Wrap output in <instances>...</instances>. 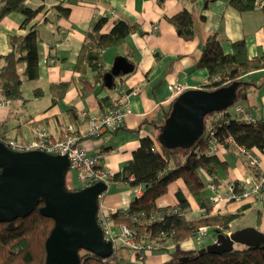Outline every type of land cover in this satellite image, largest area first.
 Segmentation results:
<instances>
[{"label": "crops", "instance_id": "0c3cea01", "mask_svg": "<svg viewBox=\"0 0 264 264\" xmlns=\"http://www.w3.org/2000/svg\"><path fill=\"white\" fill-rule=\"evenodd\" d=\"M39 3V0H29L31 7ZM52 3L53 0L44 2V20L42 12L33 19L39 29L37 77L33 80L24 77L22 99H15L8 108L0 109V131L8 139L24 141L33 136L38 126L58 135L62 126L70 123L82 135V142L88 151L101 152L102 166L111 174L118 172L121 164L131 157L141 136L150 135L155 140V149H159L157 134L166 119L163 118L166 109L171 107V102L164 101L168 83L185 82L190 88L198 89L207 83V70L197 66L196 62L210 34L217 35L225 52L231 51L234 40L243 41L248 57L264 51V9L257 5L254 9L239 11L229 0H81L64 3L69 11L67 16H62L54 11ZM184 8L191 11L193 23V36L187 40L178 35L175 26L168 21ZM103 15L106 21L102 32L108 31L116 18L129 19L140 25L141 31L129 32L124 40L116 46L106 47L101 55L102 62L108 68L117 58H123L131 63L133 69L126 76L122 75L125 73L114 76V87L101 88L97 83L92 91L81 93L82 80L91 81L93 76L92 71L86 68L84 55L79 54L82 38L92 21ZM22 16L20 12L9 11L0 17V54L10 51L7 40L10 33L21 34L25 31L19 26ZM153 25H157V28L154 29ZM49 57L54 61L48 62ZM76 61L82 67L76 68ZM240 79L243 81V95L237 98L235 105H241L258 120L264 119V67L248 71ZM59 81H69V85L60 100L52 102L47 86L50 82ZM131 89H137V92L127 95ZM119 92L128 109L122 125L97 136H84L87 121L73 117L72 112L78 114L85 110L90 114L99 113L118 97ZM99 98L104 99L103 103L99 102ZM250 150L260 163L258 170L242 160L241 154L230 143L211 173L200 171L208 198L212 194L206 187L209 178L217 190L223 192L229 180H244L264 169V148L261 150L251 146ZM110 185V192L105 190L99 196V203L106 209L112 206L121 209L136 194L127 181L113 179L107 187ZM167 188L155 200L157 208L175 205V192L180 190L189 200L186 217L203 215L204 210L191 197L182 177L169 182ZM218 212L240 213L230 220L228 228L222 232L252 226L264 236V198L252 195L239 202L218 201L213 203L211 213ZM213 233H207L210 235L207 242L215 239L216 234ZM202 245L205 244H196L192 237L180 243L183 249ZM243 245L234 243L235 247ZM147 256L152 264H160L167 260L168 253L151 252Z\"/></svg>", "mask_w": 264, "mask_h": 264}, {"label": "trees", "instance_id": "16d2710c", "mask_svg": "<svg viewBox=\"0 0 264 264\" xmlns=\"http://www.w3.org/2000/svg\"><path fill=\"white\" fill-rule=\"evenodd\" d=\"M39 1L38 5L31 7L26 0H0V17L9 11L20 12L23 16L19 26L25 28L21 34L10 33L8 35L10 51L0 54V90L2 96L10 101L22 99L21 84L24 77L30 80L37 77L39 29L38 23L33 19L41 12L43 20L45 19L44 2L46 0ZM76 1L79 0H53L51 5L57 14L67 16L69 8L65 4ZM229 3L239 11L254 9L256 6V0H229ZM191 14L189 9L184 8L168 18V21L175 26L178 35H181L185 40L193 36ZM105 21L106 16L104 15L96 17L82 38L79 54L84 55L86 68L92 71L93 76L91 81L82 80L81 93L92 91L97 83L101 88L107 87L103 85V76L110 68L102 62V52L106 47L119 44L129 32L141 31L140 25L136 22L116 18L112 27L108 31L102 32ZM231 44V51L225 52L217 35L210 34L203 44L204 47L196 65L207 70L208 82L203 85V89L212 90L235 80L238 81L233 104L225 109L205 114L203 131L188 148L165 147L159 143V149H155V140L150 135L141 136L138 140L139 144L131 152V157L121 164L118 172L112 174V179L115 181L124 180L132 187H140L141 193L135 194L129 201L128 214L140 211L147 213L151 209H157L155 200L167 191L169 182L181 177L191 197L195 199L198 207L204 210L203 215L199 217H186L189 200L182 191L176 190L177 202L175 205L178 210L171 214L162 213L161 218L147 222V224H142L139 221L130 222L128 216H123L118 212L112 213L116 221L133 225L139 236L149 232L151 237H157L160 231L165 234L160 238L161 245L158 249L159 251L165 250L168 253V258L160 264H264V236H262L261 244L234 246L231 251L219 254L212 252L198 254L197 247L193 249L180 247V243L184 239L194 235L193 233L199 225L208 224L213 230L223 231L228 228L230 220L240 215L239 212L211 213L213 203L208 198L200 171L205 170L211 173L218 157L204 152L207 145L204 126L207 121L215 118L219 122L216 130L218 137L229 133L237 144L248 148L255 146L261 150L264 148V119L258 120L256 124L246 123L236 119L232 112V106L236 104L237 98L243 95V81L240 76L248 71L264 67V51L248 57L242 40H234ZM76 63V68L82 67L79 61ZM129 73L120 74L126 76ZM114 80L115 77L112 78L110 87L115 86ZM68 85L69 81L50 82L47 88L50 91L51 101H59ZM102 101L104 99L99 98V102ZM170 108L166 109L163 118L169 113ZM71 115L78 118V114L74 111ZM213 116L214 118H212ZM71 132H76L74 127ZM7 139L8 136L0 131V141ZM41 204L42 201L38 202L36 207L25 216L0 221V264H43L46 254L44 240L53 226V219L39 213L38 208ZM168 241L171 245H166ZM78 254L80 264H124L116 249H113V253L107 257H100L95 252L82 248L78 249Z\"/></svg>", "mask_w": 264, "mask_h": 264}, {"label": "water", "instance_id": "95a60500", "mask_svg": "<svg viewBox=\"0 0 264 264\" xmlns=\"http://www.w3.org/2000/svg\"><path fill=\"white\" fill-rule=\"evenodd\" d=\"M131 69V63L117 58L103 76V85L110 87L114 76L129 73ZM237 87L235 80L212 90L189 88L179 93L159 127L157 141L165 147H190L203 131L204 115L232 105ZM68 164L65 153L13 150L0 141V221L25 216L42 201L39 213L53 219L44 240L43 264H80L79 248L100 257L113 253L111 242L103 237L97 223L98 199L105 192L106 183L98 180L87 186L69 188L64 181ZM214 234L213 241L197 248L198 254L231 251L234 243L258 245L263 236L252 226L229 233L216 229Z\"/></svg>", "mask_w": 264, "mask_h": 264}, {"label": "built area", "instance_id": "2783aa9c", "mask_svg": "<svg viewBox=\"0 0 264 264\" xmlns=\"http://www.w3.org/2000/svg\"><path fill=\"white\" fill-rule=\"evenodd\" d=\"M81 1V0H79ZM78 1V2H79ZM29 3V0H26ZM255 5L263 9L264 0H256ZM156 29L157 25H153ZM48 62H53V58L49 57ZM208 82V80H207ZM1 85V78H0ZM168 92L164 101L172 102L179 93L189 89L185 82H170L167 85ZM201 88V87H200ZM199 88V89H200ZM137 89H131L127 93H136ZM118 97L107 104L105 108L96 114H90L87 111H80L78 113L79 120L87 121V127L84 132V136H97L104 131L115 130L119 128L123 123V116L128 111L126 108V103L124 102V97L122 93L119 92ZM11 101L2 96L0 90V109L8 108ZM232 112L235 118L246 122L256 124L258 119H256L250 112L245 110L241 105L237 104L232 106ZM213 118V117H212ZM1 123V122H0ZM219 122L214 119H209L207 124L204 126V134L207 140V145L204 152L209 155H216L218 158L222 157L223 153L226 152L227 145L232 144L240 153L242 160L247 161L253 169L258 170L260 168V163L256 155L250 150V148L245 147L242 144H237L235 139L231 134L226 133L221 137L216 135L217 126ZM1 126V125H0ZM73 129L71 124H67L61 128L58 135L53 134L48 131L45 127L38 126L33 131V136L24 141L17 139H7L5 144L13 150H26V149H41L48 153L63 154L65 153L69 158V164L67 171L69 170L74 178L79 182L78 187L87 186L94 182L101 180L108 185L112 181V174L108 173L105 168H103L101 163V152H90L86 145L82 142V136L76 132H71ZM202 154V152H199ZM212 194L209 195L212 203H217L218 201H235L239 202L244 198H248L252 195L257 196L260 199L264 198V169L257 172V174H251L248 178L244 180H229L226 184V189L223 192H219L215 184L209 178L206 184ZM77 188V187H75ZM73 188V189H75ZM133 190L136 194L141 193L139 186H134ZM100 196V195H99ZM99 203V199H98ZM127 206L119 209L117 207H111L109 209L104 208L101 203H99L97 211V223L102 229L103 237L110 241L112 244V250L120 247H127L133 251L132 259L133 261L141 262L149 252L152 250H157L161 241L160 238L164 237V233L160 231L157 237H151L148 233H143L137 235V232L133 225L128 223H123L121 221H116L112 215L113 212L121 213L123 216H128V221L130 222H140L142 224H147L155 219L162 217V213L171 214V212H176L178 210L176 205H170L169 207H159L157 209H151L149 212H135V214H128ZM208 224L199 225L195 232L193 233V241L196 244H200L205 236L208 234Z\"/></svg>", "mask_w": 264, "mask_h": 264}, {"label": "rangeland", "instance_id": "374dc122", "mask_svg": "<svg viewBox=\"0 0 264 264\" xmlns=\"http://www.w3.org/2000/svg\"><path fill=\"white\" fill-rule=\"evenodd\" d=\"M67 124H70V123H67ZM64 181H65V184L69 188H75V187H78L79 186V182L76 180V178H74V175L69 170L66 171V173L64 175ZM111 187H112L111 185L108 186L107 189H106V192L109 193L110 190H111ZM208 233H210V234L213 233V228L212 227L209 228ZM209 239H210V235L205 236L200 244H207V241ZM166 245H171V244L168 241V242H166ZM238 246H240V245H238ZM116 250H117V253H118V256H119L120 260L124 264H126V263H130V264L136 263L132 259L133 251L131 249H129L127 247H125V248L124 247H120V248H116ZM151 252L152 253H155L156 252L157 254H161V253H165L166 251L165 250H160L159 251V249H157V250H152ZM151 252H149V253H151ZM141 263H143V264H152L153 262H152V260H148V256H146L144 259H142Z\"/></svg>", "mask_w": 264, "mask_h": 264}]
</instances>
